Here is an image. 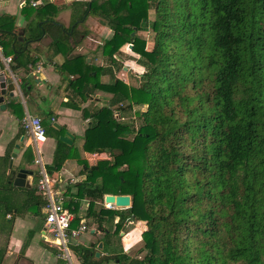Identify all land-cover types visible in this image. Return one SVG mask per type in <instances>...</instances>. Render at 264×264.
<instances>
[{
    "label": "trees",
    "instance_id": "obj_1",
    "mask_svg": "<svg viewBox=\"0 0 264 264\" xmlns=\"http://www.w3.org/2000/svg\"><path fill=\"white\" fill-rule=\"evenodd\" d=\"M145 1L154 13L153 47L146 50L138 36L132 41L131 51L145 71L138 87L118 79L100 84V70L79 56H66L71 60L62 68L74 77L70 89L83 100L96 90L112 95L108 106L86 112L92 123L83 150L102 149L110 159L75 184V194L66 191L70 200L63 206L74 215L72 225L85 220L77 216L80 200H88L86 217L102 227L107 219L92 212L94 203L105 195H128L130 208L110 216L146 226L140 260L123 254L96 259L91 244L76 249L80 264L116 259L119 264H264V0ZM129 4L91 0L82 11V18L98 17L112 31L102 54L113 66L130 34L148 25L145 12ZM47 21L42 30L48 23L60 26L53 17ZM75 27L71 36L77 38ZM76 61L82 68L76 63L68 70ZM142 106L144 111H134ZM115 112L121 119L132 114V126ZM72 154L58 141L47 175ZM8 159L9 154L4 164ZM43 204L34 189L21 193L9 181L0 184L3 218L38 217Z\"/></svg>",
    "mask_w": 264,
    "mask_h": 264
},
{
    "label": "crops",
    "instance_id": "obj_2",
    "mask_svg": "<svg viewBox=\"0 0 264 264\" xmlns=\"http://www.w3.org/2000/svg\"><path fill=\"white\" fill-rule=\"evenodd\" d=\"M90 1L41 0L39 6L31 7L28 0H0V59L6 67L13 70L17 83L21 82L20 91L18 90L19 97L8 104L4 112L0 113V182L8 181V163L4 164L3 159L11 153L14 144L19 143L21 136H24V140L19 144L21 150L15 164L26 162L36 172L38 167L35 170V158L40 159L44 169L50 166L58 138L65 132H69L74 137L72 144L64 145L73 150V156L63 163L58 172L49 176L59 181L61 187L64 188V202L70 200L66 191L71 189V193L75 194L77 192L75 184L86 180L91 167H98L101 161L105 162L110 159V157H105L108 155L107 151L90 154L83 150V145L86 128L92 123L88 113L93 114L96 109L108 106L112 98V95L96 90L91 95L86 93V99L83 100L70 89V82L74 77L62 69L65 60H71L66 59V56L82 57L86 64L98 68L100 70L98 82L102 85H109L114 79L119 80L121 77L118 66L110 65V60L102 54V46L112 36V31L100 23L98 17L87 15L82 18V11ZM127 1L133 5L134 11L145 10V0ZM51 17L55 23L60 25L59 28L56 29L48 23L44 27L46 30H42V24L48 22V18ZM73 25H76L74 33L79 35L77 38L71 36ZM39 33L42 37L35 41L33 38ZM27 40L30 42L25 46L24 43ZM123 47L127 48V45ZM122 48L121 52L124 49ZM7 58H10L9 62ZM116 61L118 65L121 60L116 58ZM76 63L78 66L75 65ZM74 66L82 68L79 61H76L72 65L69 64L67 69ZM86 112H88L87 115ZM27 117L41 120L45 130L43 140L34 143L32 136L23 129L21 123ZM27 153L31 155L29 161L25 156ZM79 161L85 162L86 165ZM3 171L4 175H2ZM81 171L86 173L83 174ZM33 187L36 191V177L30 189ZM16 189L21 193L30 190L28 188ZM36 195H38L37 192ZM87 202V199L79 201L77 216L84 215L82 211L84 208L87 209L89 204ZM101 202L103 203V200H97L94 205H99ZM21 217L23 218L15 217L17 219L10 229L3 264H60L61 261L55 259L54 249L43 240L41 214L38 217L29 214ZM136 222L143 223L142 234L146 229L145 222ZM21 228H25L27 236L16 235V231ZM83 237L80 238L78 246H72L74 250L78 247L90 248L91 244H96L94 237L88 238L85 242ZM135 238L140 239L141 236ZM94 250L97 251L96 246ZM116 250L112 243H104L100 258L111 254H121ZM76 257H78L77 252ZM77 262L80 264V259ZM113 263L109 261L102 264Z\"/></svg>",
    "mask_w": 264,
    "mask_h": 264
},
{
    "label": "built area",
    "instance_id": "obj_3",
    "mask_svg": "<svg viewBox=\"0 0 264 264\" xmlns=\"http://www.w3.org/2000/svg\"><path fill=\"white\" fill-rule=\"evenodd\" d=\"M28 3L31 7H37L41 0H28ZM9 61L10 58H7V62ZM21 124L23 129L32 136L34 143L45 138V130L40 119L27 117ZM34 164L38 167L35 172L36 192L44 201L41 207L43 240L54 249L56 260L63 261L64 264H74L68 247L78 246L80 238L86 232L97 230V228L89 227L85 220L76 226L72 225L74 215L63 206L65 190L61 187V183L47 175L38 157L35 158ZM103 209L106 212H114L120 208L104 203ZM76 259L79 260L78 257Z\"/></svg>",
    "mask_w": 264,
    "mask_h": 264
},
{
    "label": "rangeland",
    "instance_id": "obj_4",
    "mask_svg": "<svg viewBox=\"0 0 264 264\" xmlns=\"http://www.w3.org/2000/svg\"><path fill=\"white\" fill-rule=\"evenodd\" d=\"M130 3V2H129ZM145 10L144 11H140V12H145V14L147 15L148 17V25L146 26V29L145 30H141L139 32L136 33V36H138L139 38L145 40V47H146V50L150 51L153 47V43H152V38H153V33L151 31V28H150V24L152 23L153 19H154V13H153V9L150 8L148 6V3L145 1ZM124 48V49H123ZM123 51L121 52V56H120V63L117 65L118 66V71L120 73V81H122L123 83L131 86V87H138L139 84L142 82V79H141V74H143L145 71H144V68L140 65V63L137 64V60L139 59V56L135 53H133L130 49H128V47H123ZM123 68H126L125 71H123ZM125 103H123L124 105ZM146 109L145 106H142V107H134V111H144ZM132 117V114H127V115H124V117L121 119L120 118V115H119V119L122 120V122H128L126 123L129 127H131L132 125L129 123V118ZM134 117V116H133ZM118 119V120H119ZM134 120H135V123L133 124V126L135 128H137L138 126V121L137 119L134 117ZM132 136H129L128 138L130 139ZM106 158L108 157L109 158V155H106L105 156ZM101 161V160H100ZM99 161V162H100ZM104 161H101L100 163H102ZM35 170L37 169V166L35 165ZM123 167H120L119 169H122ZM2 181V180H1ZM2 183V182H0ZM34 189V187H33ZM17 197H21V194L20 193H16ZM88 203V202H87ZM18 207H22L24 209L25 208V205L24 203H18L17 204ZM104 207V203H100L99 205H93V209H92V212H97L99 213L103 218L106 217L107 218V221H105L102 226L107 229V230H114L115 229V226L119 223L120 225V229L118 231H120V233H123L124 236L127 235V238H123V240L120 241L119 237H117V234L116 235H113L114 237H112V239L116 240L117 242V245H116V251H120V253L123 252L122 249H130L129 251V256L130 258H136L138 260H140L144 253H141V254H138L137 251L142 247V240L141 238L140 239H136L135 237L137 236H141V231L143 229V223H140L139 222L137 223L135 220L133 221H122L119 219L118 216L114 215L113 217L110 216L111 213L113 212H106L104 211L103 209ZM1 209H0V217L2 216V213H1ZM83 218L85 219L86 223L88 224L89 227H95V228H98V224L97 222H94L95 220L91 217H86L87 215V209H83ZM115 212H123V209H116ZM41 214V212H40ZM12 218V216H11ZM20 218H23V217H20ZM105 218V219H106ZM17 219V218H15ZM15 219H14V222H15ZM35 219V218H33ZM39 221V219H36ZM36 221V222H38ZM117 231V232H118ZM90 230L88 232H86V234H84L83 236V240L84 242L88 239V238H93V236L90 235ZM27 232L25 230V228H21L20 230L16 231V235L17 236H21V237H25L27 236L26 235ZM94 242H97L98 240H100L101 238V235L97 234L95 237H94ZM104 241V239H102ZM124 246V247H123ZM122 247V249H121ZM68 250L71 254V257H72V260H73V263L74 264H78L77 262V259H76V250H74V247L72 246H69L68 247ZM60 264H64L63 261L60 263Z\"/></svg>",
    "mask_w": 264,
    "mask_h": 264
},
{
    "label": "water",
    "instance_id": "obj_5",
    "mask_svg": "<svg viewBox=\"0 0 264 264\" xmlns=\"http://www.w3.org/2000/svg\"><path fill=\"white\" fill-rule=\"evenodd\" d=\"M131 7V4H129ZM136 36V32L133 31L130 34L131 40L127 45L128 49H132V41ZM126 70V68H123ZM69 83V79L67 80ZM18 85V86H17ZM21 82L17 83L13 70L10 67H6L3 61L0 59V113L4 112L7 109V105L12 103L14 99L19 97L18 90ZM20 91V90H19ZM115 118H119V112L115 113ZM73 135L69 132H65L63 136L58 138L63 144L70 145L72 144ZM24 136H21L19 143L14 144L11 153L9 154L7 170L8 172V181L11 182L13 187L16 188H28L32 187L33 179L35 177V171L29 164H15V160L20 152V143L23 142ZM102 149L95 150L96 153H102ZM84 169L86 167H83ZM98 169V167H91L90 170ZM103 203L113 204L116 208L127 210L130 208L131 200L128 195H105L103 198ZM103 229L100 227L97 230H91L90 235L95 237L97 234L101 233ZM123 233H120L122 236ZM127 238V235L124 236ZM103 249V243L99 242L97 244V251L95 252V258H100V251ZM113 264H119V260L116 259Z\"/></svg>",
    "mask_w": 264,
    "mask_h": 264
},
{
    "label": "flooded vegetation",
    "instance_id": "obj_6",
    "mask_svg": "<svg viewBox=\"0 0 264 264\" xmlns=\"http://www.w3.org/2000/svg\"><path fill=\"white\" fill-rule=\"evenodd\" d=\"M25 164H28V163H26V162L23 163V165H25ZM10 217L9 218L8 217L3 218L2 216L0 217V264H3V259H4V256L6 254V251H7V246H6L7 243H6V241L9 238L8 236H10V230L8 231V223L12 220L10 222L11 223L10 229H12L13 223H14V219H15V218L11 219ZM105 218L106 217H104V219ZM126 221H129V220L126 219ZM130 221H133V220H130ZM98 228H100V227L98 226ZM101 228L103 229V231L101 233H99V235H101V238H100V240H98L96 242L95 246L97 247V244L99 242H102L103 245H104V243L105 244L112 243L114 248L116 249L117 248L116 247L117 242H116V240L112 239V237H114L113 235L117 234V237H119V239L121 241L124 238V234L122 236H120V231L117 232L116 226H115V229L113 231L112 230H107L103 226ZM102 239H104V241ZM122 250H123V252L121 254L126 255L129 258V260L135 259V258H130L129 254H128L130 249L126 248V249H122ZM121 254H118V255H121Z\"/></svg>",
    "mask_w": 264,
    "mask_h": 264
}]
</instances>
